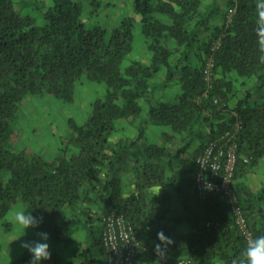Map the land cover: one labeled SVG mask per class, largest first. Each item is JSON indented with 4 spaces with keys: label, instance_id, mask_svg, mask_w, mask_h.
I'll list each match as a JSON object with an SVG mask.
<instances>
[{
    "label": "trees",
    "instance_id": "1",
    "mask_svg": "<svg viewBox=\"0 0 264 264\" xmlns=\"http://www.w3.org/2000/svg\"><path fill=\"white\" fill-rule=\"evenodd\" d=\"M224 2L220 12V0H132L151 55L147 63L135 59L123 66L133 47L134 16L112 28L87 25L80 0H51L38 24L15 0H0V220L21 201L43 218L37 231L66 242L62 210L85 213L91 223L82 205L96 195L100 225L87 224L81 264L106 262L103 216L112 211L132 225L138 240L132 264H172L180 257L191 264H231L246 234L229 197L221 191L199 196L194 176L197 155L238 122L230 186L248 233L264 234V183L252 188L246 182L264 156L260 0ZM83 75L103 82L105 94L92 101L82 123L68 118L57 152L45 158L17 148L14 122L21 102L43 94L70 102ZM172 84L178 91L169 101ZM150 125L162 128L161 142L140 145ZM124 127L135 133L118 135ZM122 174L132 186L128 193ZM160 230L171 237L164 256L155 251ZM30 257L14 263L27 264Z\"/></svg>",
    "mask_w": 264,
    "mask_h": 264
},
{
    "label": "rangeland",
    "instance_id": "2",
    "mask_svg": "<svg viewBox=\"0 0 264 264\" xmlns=\"http://www.w3.org/2000/svg\"><path fill=\"white\" fill-rule=\"evenodd\" d=\"M50 1L15 0V5L22 13L34 16L38 24H43L42 10ZM80 1L83 7L81 18L87 25L112 28L119 24L122 17L134 16L136 21L133 47L122 63L125 66L135 59L145 63L149 62L151 52L145 48L138 15L134 11L131 0ZM223 3L224 0H220V4L223 5ZM160 78H162V73L157 76L156 80ZM175 88L178 89L175 84L166 88V97L169 101L175 99L174 93H177ZM104 94L105 84L103 82L90 81L83 75L76 81L73 100L70 102H64L47 94L29 96L21 102L14 122L15 146L17 148L26 147L45 158L52 157L61 146V140L68 131V118L71 117L77 123H82L91 110L92 101L103 97ZM150 127L148 130L151 129V133L148 134L149 131H147V135L141 140L140 145L154 141L161 142V135L158 134L160 128L153 125H150ZM262 181H264V156L254 168V171L247 176V183L253 188L257 187ZM171 204L172 206L178 205V197L175 194H172ZM17 207H27L26 211H30L25 203L18 201L10 207L0 220V264H14L15 260L27 250L20 247L19 239L12 240L18 234L19 229L15 222L9 221V216ZM36 232L35 228L30 227L27 229V236L21 237V239H38L35 235ZM48 242L51 256H55L53 249L58 250L60 248L59 242H53L50 239Z\"/></svg>",
    "mask_w": 264,
    "mask_h": 264
},
{
    "label": "built area",
    "instance_id": "3",
    "mask_svg": "<svg viewBox=\"0 0 264 264\" xmlns=\"http://www.w3.org/2000/svg\"><path fill=\"white\" fill-rule=\"evenodd\" d=\"M211 66L212 62L209 60L206 67L207 79ZM238 130L239 123L236 122L233 129L225 131L210 141L197 155L194 188L199 196L212 191L224 192L229 197L231 210L236 215V222L243 233L247 234L245 220L230 186L238 158L236 142ZM101 236L106 249L104 264H132L138 240L132 225L121 214L112 211L103 216ZM172 264H191V260L188 257H180Z\"/></svg>",
    "mask_w": 264,
    "mask_h": 264
},
{
    "label": "clouds",
    "instance_id": "4",
    "mask_svg": "<svg viewBox=\"0 0 264 264\" xmlns=\"http://www.w3.org/2000/svg\"><path fill=\"white\" fill-rule=\"evenodd\" d=\"M258 9V32L264 34V0H260ZM261 47L264 48V36L261 38ZM207 187L209 186L207 185ZM26 209L27 207H17L10 213L9 221L15 222L19 229L18 234L12 240L19 239L20 247L27 249L31 254L27 264H41L43 260H47L51 256L48 242L49 233L37 231L35 235L38 239H21V237L27 236V229L37 228L43 220L41 216L33 215V212L26 211ZM157 237L162 243L155 245V251L164 256L166 245L171 243V237L166 236L163 230L157 232ZM231 264H264V234L253 236L251 233H247L245 247L231 260Z\"/></svg>",
    "mask_w": 264,
    "mask_h": 264
},
{
    "label": "crops",
    "instance_id": "5",
    "mask_svg": "<svg viewBox=\"0 0 264 264\" xmlns=\"http://www.w3.org/2000/svg\"><path fill=\"white\" fill-rule=\"evenodd\" d=\"M224 10H225V2L223 3V5L220 4L219 6L220 12ZM218 20H219V14L214 15L213 22L217 23ZM145 48L147 49L146 44H145ZM176 89L177 88H175V92L178 91V89L177 90ZM258 91L264 94V86L261 89L259 88ZM123 126H126V125L123 124ZM158 128H160V130H158V134H161L160 131H162V128L161 127H158ZM150 130L151 129L148 130L149 131L148 134L151 133ZM134 133L135 131L133 128L131 130V127L130 129L128 127H124V129H121L118 132V135L121 136L125 134H134ZM252 171H250L247 174V176L250 173H252ZM247 176H246V182H247ZM263 183L264 181H262L260 184H263ZM122 184H123L124 193H128L129 191H131L132 186H131V183H129L127 174H122ZM260 184L257 185V187L255 188H258L259 186H261ZM82 206L86 207L85 209L88 211V217L90 218L89 220L91 221V223H87L88 219H86L85 213L74 211L70 207L64 208L62 210V215L64 216V219L68 221L67 225L65 226V231L69 235V239L66 242H59L60 248L58 250L53 249V253L56 255L50 256V258L47 260H43L41 264H65L66 262H69V261H71L72 264L82 263L83 259L79 253L88 244L89 239H90L87 224H90L91 226H94V227L96 225H100V221L97 216H98V213L100 212L102 203L99 201L96 195H92L91 200L84 203ZM181 229H187V227L182 226ZM25 254H28L29 256H31L28 250H26L25 253H23V255ZM216 264H222V263L217 261Z\"/></svg>",
    "mask_w": 264,
    "mask_h": 264
}]
</instances>
